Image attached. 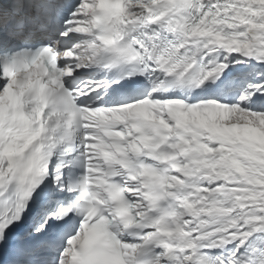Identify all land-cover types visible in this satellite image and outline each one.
I'll list each match as a JSON object with an SVG mask.
<instances>
[{
  "label": "snow or ice",
  "instance_id": "snow-or-ice-1",
  "mask_svg": "<svg viewBox=\"0 0 264 264\" xmlns=\"http://www.w3.org/2000/svg\"><path fill=\"white\" fill-rule=\"evenodd\" d=\"M0 264H264V0H0Z\"/></svg>",
  "mask_w": 264,
  "mask_h": 264
}]
</instances>
